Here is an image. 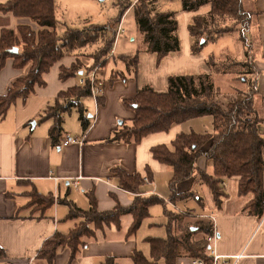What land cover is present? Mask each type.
Instances as JSON below:
<instances>
[{
  "label": "crops",
  "instance_id": "1",
  "mask_svg": "<svg viewBox=\"0 0 264 264\" xmlns=\"http://www.w3.org/2000/svg\"><path fill=\"white\" fill-rule=\"evenodd\" d=\"M6 1L0 0V5ZM243 5L246 11L252 13L249 42L257 69L254 77L216 74L206 64L210 57L219 61L232 58L243 62L245 48L237 35L208 44L199 55L192 53L194 40L189 34V26L194 16L208 14L210 6L201 8L197 13L185 12L182 8L174 10L178 20L180 51L157 65L156 57L141 49L137 76L133 72L128 74L117 48L126 35L124 20L126 14L133 11L130 9L121 21L124 34L116 38L112 55L106 59L103 68H98L96 75L102 87L104 105L99 106L93 97L82 102L91 120L87 131L83 130L78 113L73 111L66 115L63 135L58 145L54 146L50 139L53 121H40V116L54 106L61 92L82 85L83 76L66 81L60 78L62 68H69L76 61L81 62L84 68L93 65L90 57L78 56L82 53L62 58L44 75L43 86H36L26 99L21 98L11 106L0 118V246L6 253V259L0 260V264H49L39 258V252L46 241L56 234L68 235L79 224V219L69 217L72 205L88 211L91 198H94L100 211L112 210L117 203L130 207L136 195L120 187L116 171L141 175L146 180L141 195L162 199L169 211L186 216V222L193 224L198 220L212 219L218 238L215 251L219 259L215 261L208 250L209 264H264V216L257 218L245 213L253 196L240 194L239 178L223 179L221 188L224 197L220 208L216 207L210 189L197 176L180 183L177 188L180 194L191 192L195 196L174 204L170 202L173 169L156 160L152 153L153 148L160 146L174 151L173 143L182 133H212V117L174 125L168 132L148 135L138 143L112 141L115 133L133 124L135 113L128 108L126 101L133 100L140 88L150 87L164 93L170 77L201 74L213 76L219 91L217 101L224 109L244 98L250 90V81L255 78L257 93L254 109L262 120L259 131L264 135V0H243ZM160 10L170 11L165 8ZM24 24H29V20L0 12V34L3 29H16ZM127 41L129 44L125 42L124 45L128 49L134 48L122 53L133 57L141 48L138 31ZM30 69L31 65L16 69L13 59H8L0 71V96H5L15 81L26 78ZM114 73H124L127 80L111 84ZM73 120H76V125ZM66 135L83 139V142L61 147ZM209 146L208 143L204 150H208ZM197 168L198 171L213 174L214 163L200 159ZM35 195L51 196L54 203L42 209ZM151 219L150 214L143 223ZM165 220L167 224L166 216ZM132 223L133 217L126 215L121 218L119 227L112 224L97 231L94 238L85 239L86 246L79 250L73 262H70V250L60 249L54 264H103L112 257L119 264H133L131 259L138 251L147 258L151 257L147 239L165 237L166 224L152 222L146 229L142 224L135 234L128 235ZM196 261L199 260L183 257L177 260V264H195Z\"/></svg>",
  "mask_w": 264,
  "mask_h": 264
},
{
  "label": "trees",
  "instance_id": "2",
  "mask_svg": "<svg viewBox=\"0 0 264 264\" xmlns=\"http://www.w3.org/2000/svg\"><path fill=\"white\" fill-rule=\"evenodd\" d=\"M185 12L197 13L201 8L210 6L208 14L196 15L189 26V34L194 40L192 53L199 55L210 43L237 35L245 48V60L237 62L227 58L225 61L215 57L207 59L206 64L216 74H234L254 77L257 74L252 45L249 42L252 13L245 10L243 0H181ZM120 18L116 24L104 26L90 25L84 29L59 28L56 17L55 0H7L0 5V12L11 14L16 18L29 20V24L19 25L16 29H3L0 34V71L8 59H13L16 69L31 65L26 78L12 84L5 96H0V118L4 117L12 105L19 99H26L36 86H43L44 75L65 56L82 53L78 56L90 57L93 65L84 68L76 61L69 68H62L60 78L63 81L77 76H88L94 68H103L110 56L116 41V27L124 15L133 9L137 30L140 35L141 48L135 56H120L126 65L128 74H138L140 54L143 52L154 55L159 65L171 54L180 51L178 38V20L173 11H162L157 0H120ZM18 49V53H11ZM126 81L124 73H114L110 83ZM255 78L250 81V90L239 101L230 104L226 109L218 103V89L215 87L211 74L198 76H172L168 80L167 91L156 92L150 87L140 88L133 100L126 101L128 108L135 113L131 126L123 127L115 133L112 141L138 143L144 137L168 132L174 125H181L192 120L212 117L214 131L199 134L196 132L182 133L173 143L174 151L165 146L152 149L154 158L173 169L170 181V202L177 203L194 197L193 193H178V185L194 177L212 192L217 208L222 205L224 193L221 188L223 179L239 178L241 195L251 194L252 200L247 204V215L262 218L264 216V135L260 133L262 122L254 109ZM254 81V82H253ZM254 84V85H253ZM253 85V86H252ZM93 97L92 84L85 79L81 86H74L61 92L54 106L48 108L40 121L52 120L50 139L57 146L64 131L66 115L76 111L84 131L90 127L83 100ZM99 106L104 99L98 98ZM208 150H204L207 144ZM200 159L214 163L213 174L198 171ZM120 187L136 195L130 207L117 203L109 211H100L96 199L91 198V207L82 211L72 205L69 217L80 222L68 234H56L46 241L39 252V258L54 264L60 249L68 248L71 252L70 262L76 258L79 250L86 246L85 239H92L97 231H102L112 224L117 227L121 218L126 215L133 217L128 235L135 234L144 220L150 217V208L154 204L166 203L158 197H143V186L146 180L139 174L128 175L116 171ZM150 173H148V177ZM39 206L46 209L54 203L51 196L35 195ZM35 200V201H36ZM35 203V202H34ZM167 219L166 238L152 237L147 241L151 248V257L141 252L132 257L133 264H177L179 258L188 257L209 264L208 237L213 234V222L207 219L191 224L177 215L165 210ZM199 234L203 236L199 237ZM6 259V253L0 246V260ZM103 264H119L114 257L107 258Z\"/></svg>",
  "mask_w": 264,
  "mask_h": 264
},
{
  "label": "rangeland",
  "instance_id": "3",
  "mask_svg": "<svg viewBox=\"0 0 264 264\" xmlns=\"http://www.w3.org/2000/svg\"><path fill=\"white\" fill-rule=\"evenodd\" d=\"M119 1L120 0H55L57 6L56 17L59 21L58 29H61L63 26H67L68 28L82 30L90 25L104 26L113 23L116 24V21L120 18L121 12ZM130 1L136 2V0ZM157 2L161 9L165 8L170 9V11H174L182 8L181 0H157ZM117 27L115 29H117ZM124 29L126 30V35L124 36L126 38L122 37L119 46L117 45L118 55H124L122 52L134 48L133 46V48L131 47L128 49V47L124 45L125 42L129 44L127 38L138 31L133 11H129L126 14ZM89 101L92 103L91 100ZM73 123L76 125V120ZM168 209L169 207L163 204H154L150 209L152 219L143 223V228L145 227L146 229L148 223L152 222L160 224L164 222L165 226V210ZM163 236L165 237L162 238H166L167 232L166 235ZM198 236L201 237L203 234H199ZM159 264H165L164 260L160 261Z\"/></svg>",
  "mask_w": 264,
  "mask_h": 264
},
{
  "label": "built area",
  "instance_id": "4",
  "mask_svg": "<svg viewBox=\"0 0 264 264\" xmlns=\"http://www.w3.org/2000/svg\"><path fill=\"white\" fill-rule=\"evenodd\" d=\"M124 32L125 31L123 29L122 23H120L117 27L116 38L119 35L124 34ZM97 72H98V68L96 67L88 76L82 77V79H81L82 85L84 84L85 79H89L91 81L92 95H93V98L95 99L96 102L98 101V98L102 96V87L99 84L97 77H96ZM82 142H83V139H77V138H74L72 136L66 135L65 137H63V140H62L60 146L66 147V146L74 144V143H82ZM211 221H212V219H211ZM217 239H218L217 233L213 230V234L208 237V244H209L208 250H210L211 254L214 256L215 261H217L219 259V256L216 255V251H215V243H216ZM195 264H205V263L202 262L201 260H199V261H196Z\"/></svg>",
  "mask_w": 264,
  "mask_h": 264
},
{
  "label": "water",
  "instance_id": "5",
  "mask_svg": "<svg viewBox=\"0 0 264 264\" xmlns=\"http://www.w3.org/2000/svg\"><path fill=\"white\" fill-rule=\"evenodd\" d=\"M11 53H18V49H13L10 51Z\"/></svg>",
  "mask_w": 264,
  "mask_h": 264
}]
</instances>
